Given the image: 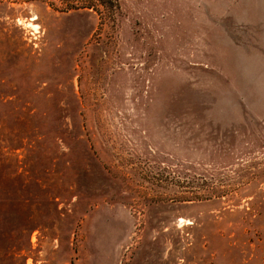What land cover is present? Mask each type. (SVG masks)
I'll return each instance as SVG.
<instances>
[{
  "label": "rangeland",
  "instance_id": "1",
  "mask_svg": "<svg viewBox=\"0 0 264 264\" xmlns=\"http://www.w3.org/2000/svg\"><path fill=\"white\" fill-rule=\"evenodd\" d=\"M0 264H264V0H0Z\"/></svg>",
  "mask_w": 264,
  "mask_h": 264
},
{
  "label": "trees",
  "instance_id": "2",
  "mask_svg": "<svg viewBox=\"0 0 264 264\" xmlns=\"http://www.w3.org/2000/svg\"><path fill=\"white\" fill-rule=\"evenodd\" d=\"M188 183H193V180L189 181ZM203 185H204V182L202 181V182L200 183V186H203Z\"/></svg>",
  "mask_w": 264,
  "mask_h": 264
}]
</instances>
